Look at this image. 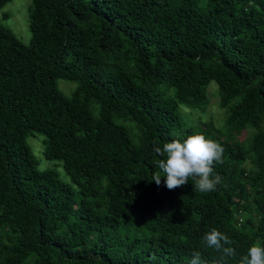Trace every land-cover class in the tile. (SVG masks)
<instances>
[{"label": "trees", "instance_id": "obj_1", "mask_svg": "<svg viewBox=\"0 0 264 264\" xmlns=\"http://www.w3.org/2000/svg\"><path fill=\"white\" fill-rule=\"evenodd\" d=\"M29 31L0 26V264H216L212 229L225 264L264 247V0H31ZM211 82L226 134L182 120ZM35 133L74 188L38 169ZM197 134L224 148L221 183L168 190L154 147Z\"/></svg>", "mask_w": 264, "mask_h": 264}, {"label": "clouds", "instance_id": "obj_2", "mask_svg": "<svg viewBox=\"0 0 264 264\" xmlns=\"http://www.w3.org/2000/svg\"><path fill=\"white\" fill-rule=\"evenodd\" d=\"M153 151L160 157H166L157 162V167L165 174L164 181L168 190L186 185L191 177L198 191L210 193L222 181L220 175L214 174L213 166L223 163L224 148L204 135H191L183 142L173 140L165 143L162 149L154 147ZM153 180L156 185H160L158 172L154 174ZM202 242L207 248L220 253L216 264H225L226 258L236 256L234 247L230 246L232 241L217 229L207 232ZM190 264H203L200 252L192 254ZM239 264H264V247L251 246L240 258Z\"/></svg>", "mask_w": 264, "mask_h": 264}, {"label": "rangeland", "instance_id": "obj_3", "mask_svg": "<svg viewBox=\"0 0 264 264\" xmlns=\"http://www.w3.org/2000/svg\"><path fill=\"white\" fill-rule=\"evenodd\" d=\"M30 7L31 0H10L0 8V26L8 28L23 45H28L31 40V34L29 31ZM57 87L66 96H70L72 90L76 87V83L58 80ZM216 88L217 86L214 82L209 83L206 88L209 103L205 111L192 110L190 112L189 108L183 105L180 106L182 120L186 126L197 128L201 120H212L215 127L221 133H227L225 126L226 112L219 106V94ZM246 132L249 134V139H251L255 130L250 128L247 129ZM42 140H44V136L37 133L27 138V144L38 163V169L40 171H55L58 178L63 183L73 187L70 177L63 169L62 163L60 161H50L45 159L43 155L44 145L41 143Z\"/></svg>", "mask_w": 264, "mask_h": 264}]
</instances>
